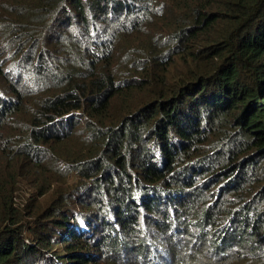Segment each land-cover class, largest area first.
<instances>
[{
	"label": "trees",
	"instance_id": "trees-1",
	"mask_svg": "<svg viewBox=\"0 0 264 264\" xmlns=\"http://www.w3.org/2000/svg\"><path fill=\"white\" fill-rule=\"evenodd\" d=\"M155 258L264 264V0H0V264Z\"/></svg>",
	"mask_w": 264,
	"mask_h": 264
},
{
	"label": "rangeland",
	"instance_id": "rangeland-1",
	"mask_svg": "<svg viewBox=\"0 0 264 264\" xmlns=\"http://www.w3.org/2000/svg\"><path fill=\"white\" fill-rule=\"evenodd\" d=\"M12 78H14V77H12ZM32 163H33V161H30V162H28V163L26 164V167H27L28 171H30V165H31ZM5 164H6V163H5ZM19 183H20L21 187H23V189H24V191L26 192V194L30 192V191H29V187L26 186L28 182H26V181H22V180L20 179ZM19 193H20V194H24V192L21 191V189L19 190ZM76 209H79V208H76ZM76 214H77V213H76ZM71 222H73V219H72V218H71ZM83 225H84V223H83ZM84 228H86V227L84 226ZM59 236H60V235H59ZM59 236H58V239L60 238ZM159 239H160L161 243H163V245H165L164 240L162 239V236H161V235L159 236ZM183 242H184V241H183ZM179 243H180V241H179ZM57 246H59V247H57L56 250H59V251H60L62 245L59 244V245H57ZM170 261H171L170 258H169V259H166L165 262H164V264H169ZM98 264H108V263H107V261H102V262H100V263H98ZM120 264H121V263H120ZM143 264H158V261H157L156 258L153 259V260H148V261H147V259H146V260L143 261ZM180 264H184V260L180 261Z\"/></svg>",
	"mask_w": 264,
	"mask_h": 264
}]
</instances>
